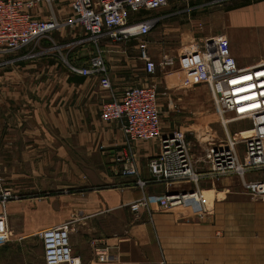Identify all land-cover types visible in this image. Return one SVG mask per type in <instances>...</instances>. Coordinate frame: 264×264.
<instances>
[{"label": "crops", "instance_id": "crops-1", "mask_svg": "<svg viewBox=\"0 0 264 264\" xmlns=\"http://www.w3.org/2000/svg\"><path fill=\"white\" fill-rule=\"evenodd\" d=\"M146 15L159 17L147 36L154 61L194 41L207 49L224 43L240 67L264 60V0H168L131 19ZM105 43L112 93L142 83L144 76L131 70V54L138 59L135 42ZM47 68L41 80L0 79V179L19 197L5 206L9 238L0 242V264H44L34 239L62 224L78 264H264V202L251 198L239 178L202 181L199 189L211 196L200 217L185 208L161 210L165 192L192 185L140 190L134 178L121 176L135 166L147 179L158 139L127 142L118 121L100 119L110 93L95 75ZM139 70L146 76L142 63ZM158 76L174 90L192 84L176 60ZM172 131L160 122L161 134ZM142 198L147 206L132 213L129 206ZM96 245L108 248V262H97Z\"/></svg>", "mask_w": 264, "mask_h": 264}, {"label": "built area", "instance_id": "built-area-1", "mask_svg": "<svg viewBox=\"0 0 264 264\" xmlns=\"http://www.w3.org/2000/svg\"><path fill=\"white\" fill-rule=\"evenodd\" d=\"M167 3L168 0H0V54L38 44L55 31L77 32L66 44L76 51L65 56L63 62L71 73L95 75L100 88L110 93V100L100 107V119L118 121L127 142L158 139V152L147 163L148 178L141 179L135 166L123 169L121 176L134 178L140 190L181 182L192 185L189 191L165 192L157 204L161 210L185 208L200 217L209 209L211 194L199 189V184L228 177L239 178L251 198L264 202V60L240 67L224 43L207 49L202 41H194L179 48L174 56L164 55L154 61L147 36L159 17L146 15L132 20L131 15H144ZM61 4L66 5L65 11ZM129 41L135 42L146 76L154 74L159 65L176 60L189 82L206 86L221 118L224 137L212 142L201 159L195 161L182 132L160 133L155 82L145 80L125 87L119 95L112 93L105 42ZM244 120L250 122L249 128L237 130L234 135L228 131L229 123ZM238 145H243L242 151ZM18 198L1 185L0 179V242L9 238L5 206ZM146 206L142 198L129 208L136 213ZM37 237L44 264H78L72 255L66 224L42 230ZM93 253L98 263L110 258L105 246H94Z\"/></svg>", "mask_w": 264, "mask_h": 264}, {"label": "rangeland", "instance_id": "rangeland-1", "mask_svg": "<svg viewBox=\"0 0 264 264\" xmlns=\"http://www.w3.org/2000/svg\"><path fill=\"white\" fill-rule=\"evenodd\" d=\"M154 29L153 31L156 30ZM77 34V32L74 34V31L71 30L62 29L41 39L38 44L0 54V79L30 81L31 77H33L32 81L41 80L47 75L48 66L55 65L56 69L65 66L63 62L65 56L69 57L73 51H76L75 48L73 49L72 47L70 49L66 44L72 36ZM172 41H167L170 46L173 44ZM25 54H34V56L22 57ZM134 54H131L133 57L130 58L131 70H135L140 76H144V81L151 80L157 85L161 121L163 120L165 125H169L173 131L182 132L187 145L193 152L195 161L201 159L204 151L212 142L224 137L221 118L215 111L207 90L205 87L193 83L177 90H174L172 86H163L160 84L158 75L161 69L165 70L167 66H173V61L169 65H159L154 74L146 77L139 70L142 62ZM165 55L169 56V54ZM170 55L173 56V53H170ZM25 65L34 66V68L23 69L21 72L7 73L8 71H14L13 68L16 66L19 68ZM18 68L16 70H20ZM227 127L228 131L234 135L237 130L249 128L250 122L248 120L231 122ZM237 147L239 151H242L243 145H238ZM34 240L36 249L38 248L39 250L40 242L38 237Z\"/></svg>", "mask_w": 264, "mask_h": 264}]
</instances>
